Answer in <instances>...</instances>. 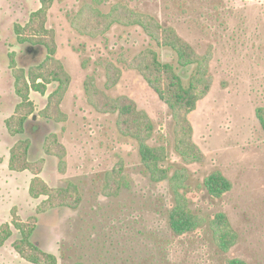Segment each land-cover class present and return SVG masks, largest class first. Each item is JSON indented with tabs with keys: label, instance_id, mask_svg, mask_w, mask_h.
I'll return each instance as SVG.
<instances>
[{
	"label": "rangeland",
	"instance_id": "obj_1",
	"mask_svg": "<svg viewBox=\"0 0 264 264\" xmlns=\"http://www.w3.org/2000/svg\"><path fill=\"white\" fill-rule=\"evenodd\" d=\"M119 2L174 27L201 53L214 47L212 89L190 117L204 162H182L174 150L170 109L123 60L131 61L151 48L163 63L175 67L185 85L193 69H183L172 50L158 46L139 28L115 25L92 38L73 27L86 4L109 13ZM41 8L39 0H0V228L9 224L13 232L0 246V264H33L13 248L19 237L12 225L14 209L26 224L37 217L32 242L55 256L57 264H225L226 258L264 264V128L258 117L264 109V0H54L46 27L57 46L53 57L71 78L61 104L67 120L56 123L40 116L56 84L48 85L44 96L31 93L36 120L29 123L26 134L32 140L29 161L43 163L39 177L51 188L76 184L82 203L74 210L39 213L45 199L34 200L28 193L34 175L11 172L8 167L10 149L22 137L13 136L5 120L21 103L15 71L28 72L49 57L45 46L20 40L30 36L26 27ZM108 63L117 64L122 72L111 90L106 88ZM88 77L109 99L128 98L151 118L155 134L149 144L168 149L164 165L173 173L187 169L185 193L192 210L208 219L225 213L238 232L239 242L229 254L215 247L208 225L186 238H174L168 232L172 193L165 184L151 182L138 143L119 131V114L101 113L88 101ZM50 133L67 150L66 172L61 171L59 159L46 152ZM121 161L130 187L115 198L105 190L106 175ZM217 173L232 184L220 198L211 196L205 186Z\"/></svg>",
	"mask_w": 264,
	"mask_h": 264
},
{
	"label": "trees",
	"instance_id": "obj_2",
	"mask_svg": "<svg viewBox=\"0 0 264 264\" xmlns=\"http://www.w3.org/2000/svg\"><path fill=\"white\" fill-rule=\"evenodd\" d=\"M42 8L32 16L28 24L30 36L21 38V41L43 45L49 51V57L39 67H33L28 72L24 69L15 71L16 91L21 99L15 114L6 120V128L13 136L22 137L18 144L10 149L9 168L12 172H30L34 175L29 186V195L34 200L45 199L38 212L67 208L74 210L82 203V194L79 187L69 183L66 187L51 188L39 177L42 171V162H30L29 153L32 140L26 137L28 125L33 121L36 107L31 101V93L46 95L48 85L56 84L57 88L49 96L47 107L41 112L43 120L56 123L67 120L61 104L69 88L71 78L63 65L54 58L56 44L53 32L46 27L48 12L54 0H39ZM73 27L81 34L98 38L109 32L115 25L128 28H139L158 46L168 48L178 58V64L183 68H192V76L188 85L175 67L160 60L157 51L148 48L137 55L133 60H123L127 68L137 71L148 86L159 96L171 111L174 123V150L186 165L204 162V155L193 139L191 115L197 110L201 101L210 93L213 86L212 63L215 58L213 46L205 52H199L192 44L184 40L177 30L160 22L153 15L138 11L129 5L119 2L112 6L109 13H103L90 4H86L73 20ZM19 27L17 34L20 33ZM34 34L37 39L31 38ZM39 38V39H38ZM16 63L13 60V67ZM108 82L106 88L111 90L120 81L122 72L117 64H107ZM88 101L101 113H118V128L123 137L130 138L138 143L141 162L145 167L151 182L156 186L168 187L174 197L173 204L167 211V230L174 238H186L201 232L207 225L212 234L215 247L223 254H229L238 244L239 234L225 213H218L213 218H207L195 213L185 193L187 189L188 172L186 168L174 173L164 163L169 160V151L163 146H151L155 129L151 118L143 111L138 110L135 102L128 98L118 100L109 99L97 88L93 77H88L85 84ZM106 99L110 103H104ZM259 120L264 128V109L258 112ZM46 152L57 157L60 169L66 172L65 158L67 150L55 133L47 135L45 140ZM205 186L209 194L220 198L229 192L232 184L221 173L214 174L206 180ZM130 183L125 175L124 162L107 173L105 190L111 197H118L121 190L129 188ZM37 217L26 224L18 215L17 209L12 212V225L18 231V239L13 248L20 256L33 264H57V258L39 249L32 242L33 231ZM13 236L11 225L5 224L0 228V246H3ZM75 264H85L77 262ZM225 264H248L244 260L226 258Z\"/></svg>",
	"mask_w": 264,
	"mask_h": 264
},
{
	"label": "crops",
	"instance_id": "obj_3",
	"mask_svg": "<svg viewBox=\"0 0 264 264\" xmlns=\"http://www.w3.org/2000/svg\"><path fill=\"white\" fill-rule=\"evenodd\" d=\"M11 117V116H10ZM9 117V118H10ZM9 118H7V119H9ZM5 123H6V121H5ZM5 127H6V124H5ZM9 161H10V155H9ZM9 161H8V167H9ZM23 173H26V172H23ZM20 174V173H19ZM28 193H29V187H28ZM21 257V256H20ZM22 258V257H21ZM23 259V258H22Z\"/></svg>",
	"mask_w": 264,
	"mask_h": 264
},
{
	"label": "water",
	"instance_id": "obj_4",
	"mask_svg": "<svg viewBox=\"0 0 264 264\" xmlns=\"http://www.w3.org/2000/svg\"><path fill=\"white\" fill-rule=\"evenodd\" d=\"M34 120H36V116H34V118H33Z\"/></svg>",
	"mask_w": 264,
	"mask_h": 264
},
{
	"label": "flooded vegetation",
	"instance_id": "obj_5",
	"mask_svg": "<svg viewBox=\"0 0 264 264\" xmlns=\"http://www.w3.org/2000/svg\"><path fill=\"white\" fill-rule=\"evenodd\" d=\"M6 120H7V119H6ZM6 120H5V121H6ZM8 133H9V132H8ZM9 155H10V153H9ZM10 171H11V170H10ZM11 172H12V171H11ZM28 173H29V172H28Z\"/></svg>",
	"mask_w": 264,
	"mask_h": 264
}]
</instances>
